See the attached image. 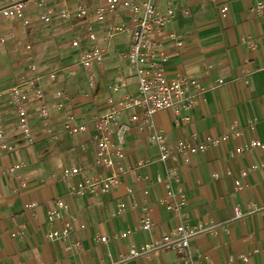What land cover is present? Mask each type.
<instances>
[{
	"label": "crops",
	"instance_id": "crops-1",
	"mask_svg": "<svg viewBox=\"0 0 264 264\" xmlns=\"http://www.w3.org/2000/svg\"><path fill=\"white\" fill-rule=\"evenodd\" d=\"M16 1L0 0V9ZM76 1L26 0V26L0 15V43H6L4 50L15 62L4 71L18 78L13 84L33 77L28 66L35 64L44 76L57 74L56 80L43 83L45 100L54 103L59 90L66 96L63 108L50 113L51 133L38 119L35 102L28 103L31 143L18 134L6 98L0 101L3 125L12 135L13 146L11 152L0 150V264H179V254L166 249L133 259L124 260V256L133 247L160 242L182 223L206 229L190 240L193 264H264V211L241 219H234L233 214L235 206L243 212L264 207V148L235 154L237 147L252 139L264 144V10L251 12L257 4L264 5V0H154L158 10L174 12L160 39L167 58L166 76L193 77L207 90L189 112V122L178 126L180 116L159 111L152 117L154 130L163 133L170 147L179 140L197 145L206 137L224 135L232 126L239 128L242 136L191 155L187 161L178 158L175 164L162 163L156 145L148 142L150 130L140 133L131 124L124 143L126 173L106 194L83 195L74 191L83 177L108 173L96 167L94 118L106 108L109 97L135 96L137 80L123 58L131 44L130 35L123 33L109 41L102 63L92 68L94 85L88 87L79 65L91 45L85 39L87 29L92 28L105 47L102 38L106 31L127 22L130 15L118 10L98 23L94 10L104 0H80L87 11L83 20L67 22L57 15L49 23L40 20L47 11L73 8ZM223 5L229 6L226 17L220 14ZM171 35L183 45L178 47ZM76 39L81 42L74 48L71 43ZM118 82L125 85L113 93L111 86ZM75 90L81 93L74 95ZM131 113L141 117L138 111L125 112L120 123L130 124ZM67 116H73L76 124L89 126L88 132L75 136L66 132ZM18 163L24 167L9 176L8 167ZM173 166L178 173L174 186L186 198L180 217L165 208L163 200L169 198L157 182L158 177L165 179ZM71 167H81L83 172L63 178L62 171ZM235 180L240 181V190ZM58 199L68 208L49 220L48 212ZM27 204L35 206L26 209ZM119 204L124 212L115 215ZM143 214L151 220L149 231L139 228ZM66 225L70 226L67 236L57 240L46 237L53 231L62 232ZM13 233L20 235L12 237ZM100 237L107 241L101 242ZM254 250L261 251V256L241 260Z\"/></svg>",
	"mask_w": 264,
	"mask_h": 264
},
{
	"label": "built area",
	"instance_id": "built-area-1",
	"mask_svg": "<svg viewBox=\"0 0 264 264\" xmlns=\"http://www.w3.org/2000/svg\"><path fill=\"white\" fill-rule=\"evenodd\" d=\"M26 7V0H17L13 4L1 8L0 15L6 19L19 20L26 26L29 24L25 18ZM118 10L127 12L130 15L129 20L127 22H120L106 31L102 38L106 44L105 47L100 45L99 39L92 28H88L85 39L91 45L81 55L79 65L86 75L88 87L92 88L94 85L92 68L102 63L109 41L119 34H129L131 44L123 55V58L127 61L129 69L136 77L137 94L135 96L127 95L118 98L109 97L106 100V108L94 118L91 128L94 132L96 167H100L108 173L99 172L92 176L83 177L74 188L75 193L79 195L86 193L106 194L109 190L116 187L120 178L127 171L123 165L124 143L129 131L132 129L131 124L140 133L146 129L150 130L148 142L156 145L159 152L158 160L162 163L172 161L175 164L178 158L187 161L191 155L204 152L211 147L223 145L231 138H240L242 136V131L232 126L224 135L220 137H206L197 145L189 144L183 140H179L174 147L166 144L163 133L153 128V115L159 111H169L175 116H180V121H177L176 125L179 126L181 122L187 123L191 120L189 112L197 107L200 98L207 90L193 77L179 75L174 79H169L165 74L164 64L167 58L160 48V39L164 36L166 25L173 17L174 12L172 10H158L154 4V0H104L94 10L95 21L103 23L108 16L115 14ZM263 10V4H257L251 8V12L255 14H260ZM228 12V5H223L220 8L222 17H226ZM55 15L67 22L71 20L80 21L87 16V11L82 2L77 0L73 8L65 7L57 13L47 11L42 14L40 20L44 23H49ZM170 38L176 41L178 47L183 45L182 41L175 38L174 35H171ZM80 42V39H76L72 41L71 46L76 48ZM28 70L33 77L23 79L0 90V101L6 98L12 114L15 115L19 130L18 134L27 140L28 143H31V128L27 110L28 103L35 102L38 119L42 122L46 131L51 133V130L48 128L50 113L53 110L58 111L63 108L66 96L62 90H59L56 92V101L48 103L44 98L43 83L45 80H56V72L44 76L39 73L35 64H30ZM262 70L264 71V67ZM222 83V81L218 82V84ZM124 85V82L115 83L111 86V91L116 93ZM131 111H138L141 117H139L138 113H131L128 117L130 124L120 123L122 114ZM253 124V121L249 122L251 128H253ZM63 127L72 136L87 133L89 130V126L85 124H76L73 116L66 117ZM11 136L4 128L0 109V150L6 152L13 150V146L10 143ZM254 148H264V144L256 139H252L244 143L243 146L237 147L235 154L239 155L244 151ZM23 167L24 164L22 163L12 164L8 167L6 173L13 177ZM253 169H256V167L254 166ZM82 172L83 168L81 167H71L64 169L62 176L63 178H70L80 175ZM245 174L246 172H243L241 175L244 176ZM214 177L216 178L217 176L214 175ZM177 180L178 173L174 166L168 169L165 179L157 178V182L162 184L166 189L168 198L173 199L172 201H169V199L163 200L165 208L180 217L186 205V198L174 186ZM234 185L237 190L242 188L239 180H235ZM34 206L35 204H27L25 208L30 209ZM67 208L63 200H56L55 206L48 212L49 220L58 217ZM262 211H264V207H252L248 212H243L238 206H235L233 214L234 219H241L248 213ZM123 212L124 208L119 204L115 215H122ZM151 226L149 216L143 214L139 223L140 230L149 231ZM205 230L200 225L179 224L172 235L163 237L160 242L148 243L139 249L131 248L129 253L124 256V260L147 256L158 249H166L179 254V264H193L190 240ZM69 231L70 226L66 225L62 232L53 231L46 237L50 240H57L61 236H67ZM17 235H20V233H13L12 237ZM100 241L106 242L107 239L106 237H100ZM255 256H261V251L254 250L247 252L241 256V260L246 262L249 258Z\"/></svg>",
	"mask_w": 264,
	"mask_h": 264
},
{
	"label": "rangeland",
	"instance_id": "rangeland-1",
	"mask_svg": "<svg viewBox=\"0 0 264 264\" xmlns=\"http://www.w3.org/2000/svg\"><path fill=\"white\" fill-rule=\"evenodd\" d=\"M38 7H41V6H38ZM36 10H37V7H36ZM5 47H6V43L4 41L2 43H0V49H1L0 50V71H1L0 88L8 87V86L13 84V80L18 79L17 77L14 76V74L12 76H7L5 71H4L5 67H9L10 62L13 63V65L15 64L14 58H13V62L10 61L11 55H9L7 50L6 51L4 50ZM24 47H25V45L22 46V49ZM71 69L76 71L77 67H73ZM13 72H14V70H13ZM75 91H74V95L81 93V92H77V91L75 92ZM43 128H44V126H43ZM50 137H51V135H50Z\"/></svg>",
	"mask_w": 264,
	"mask_h": 264
}]
</instances>
